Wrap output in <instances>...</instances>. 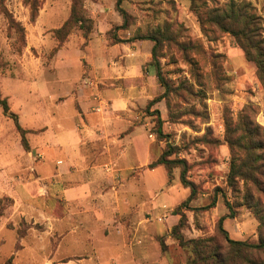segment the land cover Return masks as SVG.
<instances>
[{
    "label": "rangeland",
    "instance_id": "rangeland-1",
    "mask_svg": "<svg viewBox=\"0 0 264 264\" xmlns=\"http://www.w3.org/2000/svg\"><path fill=\"white\" fill-rule=\"evenodd\" d=\"M229 1L120 0L119 7L125 13L123 18L116 10L117 0H82V8H79L92 21L91 31L84 37L83 30L78 28H71L67 34L55 33L69 17L72 0H0V79H22L16 81L20 93L29 84L27 80L35 78L42 68L50 71L59 52L72 56L74 50L78 51L83 71L87 73L84 57L94 27V15L104 13L108 20L104 35L109 46L115 45L114 38L127 41L147 35L155 37L156 41L135 39L123 44L132 46L133 57L149 52L148 61L142 64L145 77H155V69L150 65L154 49L165 87L156 80L161 88L158 94L163 95L156 103L159 108L154 110L158 114L150 112L149 107L143 112L153 123L150 133L157 145V160L169 146L174 153L167 159H180L185 165H173L169 174L164 171L165 182L151 194L148 203L142 201L141 181L135 177L141 171L119 175L116 183L123 188L120 193L129 198L132 205L123 209L118 217L121 231L118 233L115 229V237L107 240L108 246L116 247L123 239L127 248L131 244L134 247L140 245L135 234L143 229L148 235V258L144 264H187V252L171 236L180 214L185 217L180 229L185 240L212 238L214 243L224 245L223 237L217 232V222L226 215L229 217L224 219L222 227L232 240L256 245L260 236H264V226L257 220L254 208L243 202L242 182L238 183L236 191L227 185L231 153L225 140L226 121L234 126L246 105L253 106V120L264 128V92L254 64L246 60L234 38L207 26L203 30L196 15L197 11L203 14L208 9L224 7ZM245 1L262 16L264 27V0ZM31 5L37 8L34 21L30 19ZM9 17L23 29L24 45L20 53L15 50L19 34L14 27L10 28ZM143 45L148 48L143 49ZM107 54L113 59L125 55L124 51L111 50H107ZM94 56H99L98 52ZM157 116L161 121L160 138L156 134ZM181 171H185V178L195 185L196 195L188 203V209L181 208L180 214H175L190 193L189 188L180 183ZM250 194V205L256 206L264 217V194L256 193L252 187ZM214 198L215 206L206 209ZM30 205L28 201L26 207H15L10 198L0 196V264L90 261L118 264L115 258L119 256L79 254L76 245L72 247L69 239H63L72 227L85 228L81 209L62 206L41 209L42 203H39L38 210L49 212L42 218ZM79 235L77 232L74 237L77 239ZM161 245H164L163 250ZM244 256L252 264H264V250L254 249ZM244 261L239 259L238 264Z\"/></svg>",
    "mask_w": 264,
    "mask_h": 264
},
{
    "label": "crops",
    "instance_id": "crops-1",
    "mask_svg": "<svg viewBox=\"0 0 264 264\" xmlns=\"http://www.w3.org/2000/svg\"><path fill=\"white\" fill-rule=\"evenodd\" d=\"M97 16L104 18V13L92 17L94 27L84 57L87 73L74 50L72 56L59 52L50 71L42 68L35 78L30 77L21 93L16 81L22 79H0L1 98L16 116L27 146L23 147L13 120L1 109L0 196L10 198L15 207H26L30 201L32 211L42 218L49 212L38 210L39 203L41 209H81L85 228L72 227L63 237L72 247L76 245L79 254L116 255L118 264H144L148 235L143 229L135 234L140 245L134 247L127 248L123 239L116 247L108 246L107 240L115 237V229L121 231L118 217L132 205L120 193L123 188L116 178L141 171L135 177L141 181L146 203L165 182V168L151 166L157 160V145L150 133L153 123L143 112L161 88L154 76L145 77L142 72L149 52L133 57L131 45L109 46L104 35L108 20ZM109 49L125 55L113 59L107 54ZM158 108L154 104L149 111Z\"/></svg>",
    "mask_w": 264,
    "mask_h": 264
},
{
    "label": "trees",
    "instance_id": "trees-1",
    "mask_svg": "<svg viewBox=\"0 0 264 264\" xmlns=\"http://www.w3.org/2000/svg\"><path fill=\"white\" fill-rule=\"evenodd\" d=\"M119 5L120 0H117L116 10L125 18V13ZM30 7V19L34 21L37 15V8L33 5ZM79 7L82 8V0H72L69 17L59 29H56L55 33L67 34L71 28H78L81 31L83 30V36L87 37L92 28V21L89 17L86 18ZM196 15L203 30H206L204 26H207L221 33H227L234 38L237 46L243 51L246 60L254 64L257 80L264 92V27L262 24L263 18L260 14H257L255 7L245 0H230L224 7H214L206 10L203 14L197 11ZM8 24L10 28L14 27L19 34V44L15 50L20 53L24 45L23 29L11 17L8 18ZM135 39L156 41L154 36L147 35L127 41L114 38V43L130 42ZM151 55L152 62L150 65L155 69L156 80L161 86L165 87L159 72L154 49L151 50ZM162 98L163 95L153 98L149 102L148 107L150 108L158 103ZM0 107L3 114L13 120L15 128L21 137L22 145L27 149L24 131L18 125L16 116L9 111L7 101L1 98V95ZM154 112L158 114L157 111ZM254 114L253 106L246 105L239 112L234 126H231L229 120L226 121L225 140L231 153L227 185L236 191L238 183L242 182L243 202L254 208L257 220L261 226H264V217L258 212L256 206L253 207L249 203L252 199L250 187L254 188L256 193L264 194V128L254 122ZM156 118V134L160 138L162 136L161 121L158 116ZM173 153L174 149L168 146L167 151L163 152L151 166L162 165L167 174H169L173 165H185V162L180 159L168 160L167 157ZM180 183L189 188L190 193L187 199L176 209L175 214H180L179 210L181 208L188 209V203L196 195V187L185 178V171L180 173ZM256 203H259L258 199H256ZM215 204L216 200L214 198L205 208H213ZM228 217V215L222 216L217 222V232L223 237L224 241V245L221 246L214 243L212 238L185 240L180 233L185 217L180 214L178 224L171 229V236L177 241L179 247L187 252V264H238L239 259L245 260L243 264H252V261H247L244 255L251 253L254 249L264 250V236H260V241L256 245L232 240L222 227L224 219ZM163 249L164 245H161V250Z\"/></svg>",
    "mask_w": 264,
    "mask_h": 264
},
{
    "label": "built area",
    "instance_id": "built-area-1",
    "mask_svg": "<svg viewBox=\"0 0 264 264\" xmlns=\"http://www.w3.org/2000/svg\"><path fill=\"white\" fill-rule=\"evenodd\" d=\"M108 168H109V167H106V170H107V171H108Z\"/></svg>",
    "mask_w": 264,
    "mask_h": 264
}]
</instances>
